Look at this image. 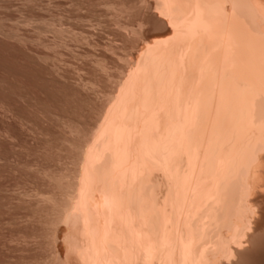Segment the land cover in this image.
Wrapping results in <instances>:
<instances>
[{
    "label": "bare ground",
    "instance_id": "1",
    "mask_svg": "<svg viewBox=\"0 0 264 264\" xmlns=\"http://www.w3.org/2000/svg\"><path fill=\"white\" fill-rule=\"evenodd\" d=\"M151 5L167 27L77 133L72 183L55 196L60 247L67 234L79 264H227L255 238L245 193L264 185V0Z\"/></svg>",
    "mask_w": 264,
    "mask_h": 264
},
{
    "label": "rangeland",
    "instance_id": "2",
    "mask_svg": "<svg viewBox=\"0 0 264 264\" xmlns=\"http://www.w3.org/2000/svg\"><path fill=\"white\" fill-rule=\"evenodd\" d=\"M50 1L0 0V261L5 264L33 258L24 243L35 234L33 197L48 196L39 172L46 163L41 148L70 135L68 126L79 129L78 135L91 126L132 52L129 34L113 16L128 18L107 7L112 0H57L54 8ZM50 18L61 32L50 27ZM105 65L118 71L106 74ZM101 75L105 90L98 95L93 80ZM254 237L238 259L264 264V243Z\"/></svg>",
    "mask_w": 264,
    "mask_h": 264
},
{
    "label": "snow or ice",
    "instance_id": "3",
    "mask_svg": "<svg viewBox=\"0 0 264 264\" xmlns=\"http://www.w3.org/2000/svg\"><path fill=\"white\" fill-rule=\"evenodd\" d=\"M34 4H39V0H33ZM116 8L124 16L128 18L131 28L125 26L132 41L131 55H135V51L147 42V47H152L150 37L158 34V30L163 26L164 21L157 19L152 13L151 0H112ZM57 6V0H51V7ZM161 16L164 14L161 12ZM39 22L38 20L36 21ZM59 23V22H57ZM52 25V19L49 20ZM21 44L27 43L26 37H18ZM87 71V69H85ZM106 74L118 71L116 65H105ZM94 90L98 95H102L105 90L104 76L93 80ZM71 133L67 137L50 141L41 148V153L46 161L39 170L43 179L48 196L43 199L33 197L37 202L34 206V235L24 241L27 250L33 253L32 259L25 261L24 264H79L78 260L73 259L77 255L76 249L69 241L67 234L65 235V245L63 249L59 243V226L66 222L58 218L59 200L54 196L66 187H68L74 176V159H75V140L74 137L79 132L74 126ZM82 134V133H81ZM258 150L264 156V142L258 146ZM49 197H52L51 199ZM246 199H251L253 203L258 202L257 207H250L247 211L245 219V231L258 235L261 242L264 243V185L257 188L249 185L246 193ZM0 264H5L0 261ZM11 264V262H9ZM19 264V262H17ZM232 264H253L249 259H237Z\"/></svg>",
    "mask_w": 264,
    "mask_h": 264
}]
</instances>
